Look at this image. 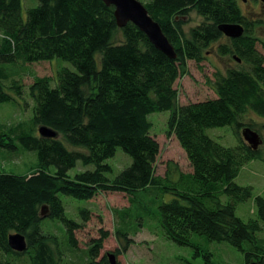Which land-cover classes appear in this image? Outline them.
Listing matches in <instances>:
<instances>
[{
    "label": "trees",
    "instance_id": "1",
    "mask_svg": "<svg viewBox=\"0 0 264 264\" xmlns=\"http://www.w3.org/2000/svg\"><path fill=\"white\" fill-rule=\"evenodd\" d=\"M141 3L174 49V60L133 24L117 28L114 8L101 0H0V107H14L19 100L25 108L26 91L33 105L28 123L0 124V155L13 159L20 151H33L38 161L27 176L0 172V264L67 263L64 259L76 253L74 232L81 227L67 205L89 203L107 192L125 194L130 204L113 211L119 223L115 237L123 241L117 256L132 245L126 219L137 211L153 220L167 240L196 254L200 250L194 235L207 243L228 244L245 264H264V238L258 236L264 231V198L255 197L256 215L244 222L235 210L252 197V189L234 182L246 164L261 158L241 133H258L249 114L264 119V38L256 36L262 23L242 13L238 0ZM192 13L200 21L185 28ZM237 24L244 30L239 38L228 39L219 31L222 25ZM212 44L218 56L236 65L213 74L209 84L214 98L179 105L175 82L188 62L198 66L205 59ZM55 58L74 71L61 68L52 78L32 74V83L24 87L22 75L29 65ZM162 112L170 113L167 135L176 139L191 167L190 173L175 172V179L169 172L155 175L159 145L150 135L148 116ZM224 126L233 130L234 147H224L206 133ZM39 127L57 136L42 138ZM117 149L131 163L110 179L112 167L105 162ZM78 163L84 170L69 176ZM144 193L156 194L152 210L140 200L145 201ZM163 194L171 199L160 203ZM76 217L87 222L86 207L78 208ZM47 221L60 224L61 238L46 232L52 226ZM18 234L26 240L23 253L8 245L9 236ZM104 238L103 233L85 251L83 264H109L108 256L98 260ZM203 256L211 264V253Z\"/></svg>",
    "mask_w": 264,
    "mask_h": 264
},
{
    "label": "rangeland",
    "instance_id": "2",
    "mask_svg": "<svg viewBox=\"0 0 264 264\" xmlns=\"http://www.w3.org/2000/svg\"><path fill=\"white\" fill-rule=\"evenodd\" d=\"M138 1L145 2L146 0ZM25 4L30 5L27 1ZM238 5L241 12L250 19L262 23V25L256 26V36L264 38V5L261 4V1L246 0L243 3L241 0H238ZM22 13L25 15L24 7L22 8ZM190 21L185 28L194 26L200 19L192 13ZM215 48L216 44H212L206 50L205 59L198 66L193 62L187 63L185 74L174 84V88L178 92L177 103L179 105L214 98L215 95L211 89L209 80L213 78V74L216 71L224 73L226 68L236 65V62L231 58L218 56ZM61 68L74 71V67L70 63L57 58L50 62L29 65L26 68L27 71L22 75V84L25 88H28L33 81L32 74L38 78H52L55 72ZM26 92L24 94L27 103L25 108V104L19 100H17L18 105L14 107H10L11 105L0 107V124L16 126L21 123H28L31 120L33 105L27 97ZM169 114V112L153 113L148 116V121L151 123L150 135L159 145V154L154 165L155 175L164 177L169 172L172 173L171 176L175 179V172L190 173L191 167L176 139L173 136L167 135ZM251 118L256 123L257 134L262 140V144L259 146L261 158L246 164L234 180L238 186L251 187L252 189V197L245 202L238 203L235 210L236 216L244 222L254 218L256 215L255 197L261 196L264 198V128H262L264 119L255 114H249L247 119L251 120ZM206 133L212 140L224 147H234L237 143L230 126L207 129ZM105 163L112 167V173L107 174V177L113 179L125 167L130 165L131 160L122 150L117 149L114 157L108 159ZM37 167L38 161L33 151H20L19 156L13 159H6L0 155V172L4 174L27 176L34 172ZM89 168L91 169L92 167ZM82 170L84 169L78 163L77 167L68 174L69 176H73ZM49 171L53 173L54 168L50 167ZM141 195L145 196V201L140 199L144 205H147L150 210H152V207L155 208L153 205V195H156L155 193L150 195L144 193ZM170 199L171 196L169 194H163L157 200L161 203L168 202ZM83 207H86L89 212V220L87 222H80L79 218L76 217V210ZM129 207L128 197L125 194L109 192L99 193L89 203H69L66 208L67 212L81 227L74 232L77 243L76 253L71 258L64 259V261L73 264H83V261L86 259L85 251L93 243L100 240L104 233L106 234V238H104L101 244L98 260L103 256L113 255L119 264H205L203 254L208 251L212 255L211 264H245L243 255L226 243H207L194 235L192 236V241L199 246L200 254H196L190 247L179 246L167 240L162 235L161 230L154 229L155 223L153 220L148 219L145 214L137 211L130 218L126 219L131 227V236L128 238L132 240V245L126 253H121L117 256L116 252L122 246L123 241H119L115 237L119 223L113 211H121ZM152 212L154 213L155 209ZM46 223L52 225L46 228V232L49 231V233L58 235L60 238L63 236L64 230L58 226L60 224L49 221ZM133 230H136L137 233L132 234ZM258 236L264 238V231H260Z\"/></svg>",
    "mask_w": 264,
    "mask_h": 264
},
{
    "label": "water",
    "instance_id": "3",
    "mask_svg": "<svg viewBox=\"0 0 264 264\" xmlns=\"http://www.w3.org/2000/svg\"><path fill=\"white\" fill-rule=\"evenodd\" d=\"M106 6L114 8V18L117 28H124L128 23L133 24L142 32L151 43V45L160 51L167 58L174 60L176 53L169 44L166 37L162 34L159 26L150 18L144 5L138 0H101ZM245 3L246 0H241ZM264 4V0H260ZM219 31L228 39L239 38L243 34V28L240 25H222ZM239 62V60H238ZM38 135L42 138L52 139L57 134L47 127H39ZM242 139L254 151H258L262 140L259 135L249 129H244L241 133ZM43 212V209H42ZM45 217V213H42ZM8 245L11 250L17 253H23L26 250V240L21 235H11L8 238ZM109 264H116L115 256L108 255ZM248 264H256L250 262Z\"/></svg>",
    "mask_w": 264,
    "mask_h": 264
},
{
    "label": "flooded vegetation",
    "instance_id": "4",
    "mask_svg": "<svg viewBox=\"0 0 264 264\" xmlns=\"http://www.w3.org/2000/svg\"><path fill=\"white\" fill-rule=\"evenodd\" d=\"M262 4V3H261ZM264 5V4H263Z\"/></svg>",
    "mask_w": 264,
    "mask_h": 264
},
{
    "label": "bare ground",
    "instance_id": "5",
    "mask_svg": "<svg viewBox=\"0 0 264 264\" xmlns=\"http://www.w3.org/2000/svg\"><path fill=\"white\" fill-rule=\"evenodd\" d=\"M263 4V3H262Z\"/></svg>",
    "mask_w": 264,
    "mask_h": 264
}]
</instances>
